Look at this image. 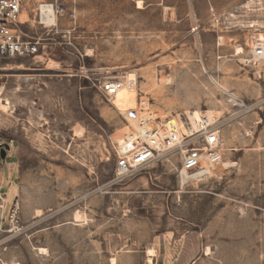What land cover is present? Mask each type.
<instances>
[{
	"label": "rangeland",
	"instance_id": "rangeland-1",
	"mask_svg": "<svg viewBox=\"0 0 264 264\" xmlns=\"http://www.w3.org/2000/svg\"><path fill=\"white\" fill-rule=\"evenodd\" d=\"M138 1H25L40 50L0 68L21 69L0 74V264H264V56L244 59L264 47V0ZM111 77L136 78L155 118L212 110L224 161L182 182L172 150L119 174L125 110L95 85Z\"/></svg>",
	"mask_w": 264,
	"mask_h": 264
},
{
	"label": "built area",
	"instance_id": "built-area-1",
	"mask_svg": "<svg viewBox=\"0 0 264 264\" xmlns=\"http://www.w3.org/2000/svg\"><path fill=\"white\" fill-rule=\"evenodd\" d=\"M25 1L0 0V68L7 60L28 56L35 58L39 53V39H25L21 33V15ZM51 5L56 14L60 12L58 6L55 8L54 3ZM263 56L264 47L260 45L254 49L252 55L244 59L251 63ZM87 78L91 79L90 76ZM95 81L99 91L108 100H113L126 85L137 86L136 79L111 77ZM145 112H150L149 100L141 98L136 107L122 113L127 123V131L122 138L124 149L116 151V169L119 174H129L150 166L172 150L181 152V177L200 174L224 161L226 150L219 117L203 113L199 118H191L188 112L183 111L175 116L176 123L171 124V120L143 115ZM0 208L4 214L6 202L0 204ZM8 219L12 226H18L20 215L17 206L9 210Z\"/></svg>",
	"mask_w": 264,
	"mask_h": 264
},
{
	"label": "bare ground",
	"instance_id": "bare-ground-1",
	"mask_svg": "<svg viewBox=\"0 0 264 264\" xmlns=\"http://www.w3.org/2000/svg\"><path fill=\"white\" fill-rule=\"evenodd\" d=\"M138 4H139L138 7H142V0H139ZM39 10H40V13H39L40 23L45 24V26H47V27H51V26L57 24L56 11L51 4L42 3L40 5ZM261 42H262V40L257 44H260ZM242 51L243 50L241 48L238 49V53H241ZM16 70H21V69H15V68H4L3 69L2 68V69H0V74H2V72H11V71L16 72ZM24 70H28V69H24ZM132 79H136V78H131L129 80H132ZM126 86L123 87L122 89H120L119 92L116 94V96L112 100L114 106H116L118 109L123 110V111L128 110L130 108H134V107H136V104H137V95H138L137 86H129V85H126ZM0 93H1V90H0ZM0 100H1V97H0ZM236 104H238V103H236ZM3 107L7 108V105L3 104ZM187 112L190 114L191 118H199L201 116V114L204 113V111H201V109H199V108H195L193 111H187ZM205 113L208 116L217 117L213 113L212 110H207ZM143 115H150V112H145ZM175 123H176V118L173 117V119H171V124H175ZM120 142H122V138L120 139L119 143ZM118 149L121 150L119 147H118ZM123 149H124V147H123ZM226 164H228V163H226ZM197 175L198 174L193 175V176H197ZM193 176L183 175L182 176V182H185L188 178L193 177ZM77 218H80V215H78ZM43 250H45V249H42L41 251H43ZM150 252H152V250Z\"/></svg>",
	"mask_w": 264,
	"mask_h": 264
},
{
	"label": "water",
	"instance_id": "water-1",
	"mask_svg": "<svg viewBox=\"0 0 264 264\" xmlns=\"http://www.w3.org/2000/svg\"><path fill=\"white\" fill-rule=\"evenodd\" d=\"M10 145L9 144H0V157L1 159L5 160L8 155V151H10Z\"/></svg>",
	"mask_w": 264,
	"mask_h": 264
},
{
	"label": "crops",
	"instance_id": "crops-1",
	"mask_svg": "<svg viewBox=\"0 0 264 264\" xmlns=\"http://www.w3.org/2000/svg\"><path fill=\"white\" fill-rule=\"evenodd\" d=\"M12 173H10L8 176H5L4 177V181H3V183H2V186L4 185V184H6V185H9L10 184V182H11V179H12ZM12 192H13V185H10V187L8 188V196L9 197H11V194H12Z\"/></svg>",
	"mask_w": 264,
	"mask_h": 264
}]
</instances>
